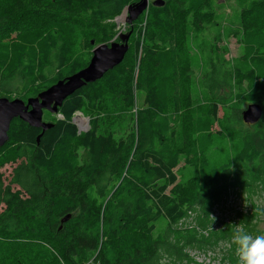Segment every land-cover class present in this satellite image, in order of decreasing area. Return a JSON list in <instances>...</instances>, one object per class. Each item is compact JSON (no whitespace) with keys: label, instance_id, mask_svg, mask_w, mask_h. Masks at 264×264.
<instances>
[{"label":"trees","instance_id":"trees-1","mask_svg":"<svg viewBox=\"0 0 264 264\" xmlns=\"http://www.w3.org/2000/svg\"><path fill=\"white\" fill-rule=\"evenodd\" d=\"M139 1L0 0V38L16 31L26 36L12 53L0 43V86L20 76L19 97L26 100L83 69L92 49L117 35L116 25L107 22ZM163 1L155 7L148 0V8L127 24L123 61L67 97L54 119L45 121L51 129L42 134L19 118L11 121L9 139L0 148L1 165L16 163L6 185L0 173V264L29 259L32 264H190L186 248L206 242L194 227L177 224L191 209L205 212L221 183L240 186L264 178V56L256 48L244 67L218 51L221 40L252 31L244 15H264V0H234L233 22L226 28L225 12L218 11L223 5L215 0ZM61 22L83 31L86 58L72 54L53 26ZM209 27L210 42H198ZM187 37L205 45L208 64L200 80L204 93L193 105L191 98L183 99L178 71L190 57ZM165 58L168 99L159 90L160 72L154 71ZM219 86L230 88L228 96L217 98ZM0 98L7 97L0 91ZM251 103L260 105L262 116L248 125L241 113ZM202 107L207 113L197 112ZM76 112L88 113V131L79 134ZM191 112H197L195 118ZM200 122L221 130L194 129ZM216 134L237 148L225 163L208 167L206 145ZM70 141L84 152L83 159L68 152ZM183 167L193 171L189 189L175 172ZM66 215L70 219L61 224Z\"/></svg>","mask_w":264,"mask_h":264},{"label":"rangeland","instance_id":"rangeland-1","mask_svg":"<svg viewBox=\"0 0 264 264\" xmlns=\"http://www.w3.org/2000/svg\"><path fill=\"white\" fill-rule=\"evenodd\" d=\"M151 2L152 0H149L150 5ZM215 5H223L218 11L225 12L228 15L225 16V13H223L222 27L226 28L227 25L230 26L233 22L230 14L234 11V0H215ZM223 7H225L224 11L222 10ZM127 17L128 10L125 8L120 15L107 22L115 24L118 32L113 40L105 44H110L115 40H117L116 42H120L121 38H124L127 34ZM244 18L245 21L250 24L249 26L252 28V31L246 34L240 31L241 33L237 32L234 36H228L227 39L221 40L218 44V51L221 58L234 62V64L238 63V65H243L245 67L249 62V56L256 48L257 54L264 56V15L260 13H253L249 15L245 14ZM223 20H226V23ZM53 26L67 39L71 46V52L73 55L83 54L85 58L87 57V53H83L86 50V48H84L85 35L77 24L61 22L53 24ZM210 28L211 27L203 30L202 35L198 38V42H200V40L210 42ZM30 37L32 38L33 36ZM25 40V34L22 31H16L7 34L4 38L1 37L0 43L10 45L8 48L10 53H12L14 46L24 42ZM185 43L186 51L189 52L190 57L186 59L185 62L178 64L181 81L180 87L181 93L184 96L183 99L186 97L191 98L193 105V100H195L200 94L204 93L200 88V80L203 70L208 69L206 61L207 53L205 52V45L198 44L195 40L190 42V39L187 37L185 38ZM256 44L257 46H255ZM245 54L247 55L246 57ZM169 66L168 60L165 58L162 61H158L154 67V71L160 72V76L158 77L159 90L161 91L163 97H166L165 99H168L167 96L171 94ZM182 72H184V74ZM245 84L246 82L243 80V85ZM243 85L242 87H244ZM20 86L21 81L19 76L15 80L11 81L9 85L0 86V91L6 95L7 99H20ZM217 90V98L219 96L226 97L230 92V88L228 86H219ZM236 91H238L237 88L234 89V92ZM102 94L105 93L102 92ZM142 94L144 93L141 90L137 92L136 99L139 104L141 103ZM102 102H105V99H103ZM247 105L248 104H246L243 108ZM166 107L169 110V104L167 102ZM218 110V117H220L222 112L220 109ZM198 111L201 112V114H205L207 113V108L205 109V107H202V109L197 110V112ZM197 112H191L193 118H195ZM78 117L84 119L85 121L80 123L77 119ZM52 119H54V114H46V112L43 114L44 121H52ZM73 122L76 125L79 134L89 130L88 113L76 112L73 116ZM193 128L209 129L212 132H218L221 130L218 124H211L209 122L194 124ZM206 146L209 147L207 152V157L210 158L208 167L225 163L228 157L235 153V148H237L235 147L234 141L230 140L227 143L222 136L217 134L210 136L209 142ZM76 150V142L70 141L68 152H76L77 156L80 159H83L84 152L81 149ZM15 165V162L9 161L3 163L2 165L0 164V173L2 174L5 185L8 183L10 174ZM175 172L181 186L189 189L190 185H192L193 171L187 167H183L181 170L175 169ZM13 188L16 189L15 186H13ZM2 210L3 206L0 205V212ZM235 224H242L253 236L264 234V178L257 176L240 186L231 183L230 180L221 183L216 188L215 194L210 199L208 209L205 212H203L201 208L191 209L188 217L177 224V228H184L187 226L194 227L199 236L198 238H203L206 242L201 244L198 243L194 246L186 248L190 264H238L234 248H229L227 246L233 234ZM163 225V223H160L158 230L161 229ZM31 250L34 252L33 249ZM33 261L34 259H29L28 264H32Z\"/></svg>","mask_w":264,"mask_h":264},{"label":"water","instance_id":"water-1","mask_svg":"<svg viewBox=\"0 0 264 264\" xmlns=\"http://www.w3.org/2000/svg\"><path fill=\"white\" fill-rule=\"evenodd\" d=\"M163 0L152 2L155 7L163 6ZM148 8V0H140L127 7V24L135 21ZM130 32L120 42L112 41L110 44H98L92 49V56L86 67L78 72L57 81L36 97L26 100L0 98V148L8 141V131L11 121L19 118L30 127L47 131L53 127L43 120L44 111L55 114L62 102L74 92L87 84L100 80L108 71L118 66L124 59L129 49ZM94 45V41L90 42ZM262 108L258 104L251 103L242 111L241 117L245 124L253 125L260 120ZM40 134V136L42 135ZM37 137V143L39 138ZM70 215L61 219V224L66 223Z\"/></svg>","mask_w":264,"mask_h":264},{"label":"clouds","instance_id":"clouds-1","mask_svg":"<svg viewBox=\"0 0 264 264\" xmlns=\"http://www.w3.org/2000/svg\"><path fill=\"white\" fill-rule=\"evenodd\" d=\"M227 246L234 248L238 264H264V234L253 236L242 224H235Z\"/></svg>","mask_w":264,"mask_h":264},{"label":"bare ground","instance_id":"bare-ground-1","mask_svg":"<svg viewBox=\"0 0 264 264\" xmlns=\"http://www.w3.org/2000/svg\"><path fill=\"white\" fill-rule=\"evenodd\" d=\"M127 10H128V9H127ZM128 15H129V14H128ZM126 21H127V20H126ZM121 22H123V21H121ZM77 119L79 120L80 123H82V122L85 121L84 119H82V118H80V117H78Z\"/></svg>","mask_w":264,"mask_h":264}]
</instances>
